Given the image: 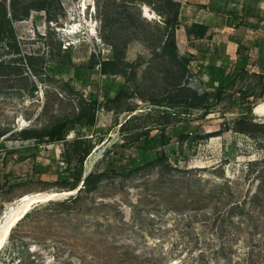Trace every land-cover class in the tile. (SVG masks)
<instances>
[{
    "label": "rangeland",
    "instance_id": "obj_1",
    "mask_svg": "<svg viewBox=\"0 0 264 264\" xmlns=\"http://www.w3.org/2000/svg\"><path fill=\"white\" fill-rule=\"evenodd\" d=\"M114 1L129 2L60 0L63 14H59L58 22L48 21L45 10H32L27 20L15 23L18 40L24 49L39 56L36 64L42 78L26 67L27 74L23 77L11 74L0 79L2 93L13 95L0 98V224L1 218L4 220L6 213L17 206L24 195L59 194L32 205L30 212L37 205L43 208L19 221L13 229V237L9 236L0 250V264H248L250 242L245 237L235 240V237L229 239L217 234L222 220L220 215L226 212V206L260 187L261 166H249L250 161L263 157L260 143L245 135L228 130L207 141L171 143L164 148L174 166L171 172L153 166L130 177L111 176L98 191L85 195L77 204L49 207H44L49 201H63L72 195L64 193L66 190L56 184L57 176L53 172L61 165L62 143L42 146L38 152L27 151L24 155L13 148L20 144L18 140L7 141L5 147L1 146L5 139L22 128L49 127L71 115L76 106L77 91L87 98L90 87L96 86L99 101L116 94L125 78L113 74V60L110 58L113 50L102 37V15L105 8L116 12L112 7ZM140 7L143 17L161 20L149 7V15L145 13L147 6ZM121 11L117 12L120 14ZM130 13L138 16L137 9ZM247 27V32L242 28L235 30L236 35L244 36L246 43L255 36ZM221 30H211L215 40L210 52L217 45L220 51L225 50L227 37ZM49 32L52 40L61 43L63 49L71 45L73 61L80 66L79 79L70 71L64 75L75 89L70 91L67 88L68 94L61 89L62 81L44 74L41 56H48L45 42ZM178 42L180 52L187 53L183 37L179 36ZM196 54L201 56L198 52ZM233 54L221 56L217 65H223L230 73H238L242 63L250 72L260 71L261 63H264V37L254 56L246 51H243L244 57ZM93 55L99 59L94 73L87 68ZM139 56L149 58V52L142 42L135 41L127 48L126 60L135 62ZM209 59L208 55L203 62L197 58L191 65L205 81L211 78ZM240 74L245 78V73ZM214 75L217 78L218 75ZM244 78L236 85L242 86ZM255 82L252 79L245 84ZM33 85L38 90L31 97ZM228 102L229 99L218 105L217 111L205 120L198 119V113L191 118L183 117V121L171 126L169 131L176 129L192 133L199 128L209 132L224 131L228 121L236 116L230 110L221 111ZM46 103H49L48 111L40 115ZM149 107L143 103L137 111ZM244 110L241 107L237 112ZM255 111L258 115L255 114V120L264 122V105ZM128 117L127 112H106L99 108L95 132H88L89 137L93 133L96 135L97 145L85 162L86 174L102 169L108 150L114 143H121L123 131L120 125ZM157 133L159 131L154 130L146 135L148 145L153 148L145 153L126 149L118 157L125 158V164L130 163L131 158L135 164L144 158L154 159V149H160V143L152 144L151 136ZM72 137L73 133L69 135ZM36 170L43 171L40 178L30 179ZM229 188L233 191L229 201L219 202L216 189Z\"/></svg>",
    "mask_w": 264,
    "mask_h": 264
},
{
    "label": "trees",
    "instance_id": "obj_2",
    "mask_svg": "<svg viewBox=\"0 0 264 264\" xmlns=\"http://www.w3.org/2000/svg\"><path fill=\"white\" fill-rule=\"evenodd\" d=\"M141 5L149 7L161 20L153 21L143 17ZM112 7L116 12L112 13L111 9L104 7L102 37L113 50L110 57L113 60V74L125 78V82L121 84L116 94L99 101L96 86L90 87L87 98L77 91L76 106L71 115L59 119L49 127L22 128L12 133L1 143V146L5 147L7 141L18 140L20 144L13 148L17 153L24 155L27 151L38 152L42 146L62 143L61 165L53 171L57 176L56 184L66 191H76V193L63 201H49L44 206L49 207L77 204L85 195L98 191L111 176L130 177L142 169L153 166L160 167L163 172H171L174 166L170 162L169 154L164 151V148L171 143L192 144L207 141L228 130L245 135L260 143L263 157L249 162L252 168L261 166L260 187L226 206V212L220 215L222 220L217 234L219 237L228 236L229 239L232 236L236 238L235 240L245 237L250 242L248 264H264V122L255 120L256 108L264 105H259L264 103V101L259 102L264 99V63H261L260 71L250 72L247 65L242 63L238 73H230L223 65L218 66L217 60L223 55L229 57L231 54L226 52V49L232 53L231 47L220 51L217 45L212 52L209 49L199 52L201 56L181 53L177 31L183 29L189 41L202 40L208 37L209 25L199 21L183 23L179 0H129L118 3L114 1ZM206 7L211 12L229 16L230 27L233 29L224 32L227 37L225 43L228 45L230 41L231 46L233 44L237 46L235 55L244 57L243 51H246L254 56L261 38L264 37V0H209ZM134 9L138 10L137 17L130 13ZM32 10H45L47 20L52 22H58L59 14H63L60 0H0V79L11 74L23 77L27 74L26 67L30 68L29 70H32L38 78H42L36 64L39 56L24 49L22 42L18 40L15 28V23L27 20ZM118 10H122L120 14ZM243 26H249L255 32L251 47L245 45L243 35L240 37L235 34V30ZM49 34L45 42L48 56H41L44 74L62 81L61 89L68 94L67 88L70 91L75 89L64 79V75L70 71L76 79H79L80 66L73 61L71 45L63 49L61 43L52 40L51 32ZM135 41L144 44L149 52V58L139 56L135 62H128L127 48ZM209 52L211 54L208 66L212 72L210 81H205L199 75V71L194 72L191 65L197 58L203 62ZM95 58L93 55L87 67L92 73L96 71L95 66L99 61ZM240 73H245V78ZM214 74L218 75L217 78H214ZM242 78L245 79V83L252 79L256 82L255 84L242 82V86H237L236 82ZM37 90L38 87L33 85L31 97L35 96ZM10 96L13 97L0 90L1 99ZM61 97L64 98V95ZM227 99L229 102L221 111L230 110V113H235L236 116L228 121L226 130L209 132L199 128L192 133L179 132L176 129L169 131L171 126L182 122L183 117L191 118L195 113H198V119L205 120ZM143 103L151 107L137 111L139 105ZM241 107L245 110L238 113L237 110ZM48 108L49 103L44 104L40 115L46 113ZM99 108L106 112H127L129 117L120 125L123 131L121 143H114L108 150L102 169L86 174L85 162L97 145L94 140L96 135L93 133L92 137H89L88 132H95ZM146 120L150 121L139 124ZM154 130L159 133L151 136V142L160 143V149H154V159L146 160L143 157L144 161L135 164L131 158L130 163L125 164V158L118 157L126 149L145 153L153 148V145H148L145 138ZM72 133L73 137L69 138ZM175 151L173 150V153H176ZM51 171L49 169V172ZM42 173V170H36L29 178L39 179ZM216 192L219 202L228 200L233 194L232 188L216 189ZM41 208H43L41 205L35 206L22 220Z\"/></svg>",
    "mask_w": 264,
    "mask_h": 264
},
{
    "label": "crops",
    "instance_id": "obj_3",
    "mask_svg": "<svg viewBox=\"0 0 264 264\" xmlns=\"http://www.w3.org/2000/svg\"><path fill=\"white\" fill-rule=\"evenodd\" d=\"M179 1L181 2V6H182L181 19L183 23L199 21L209 25V31L207 34L208 37L202 40L189 41L187 36L184 35L183 29H179L177 31V37L179 36L183 37V39L187 43L185 49L187 53L196 55L197 52L199 53L207 49L212 50L213 41L215 39L210 34L211 30L213 29L216 30L219 28V30L222 29L221 32L223 33L225 32V30L229 31L230 29H233L230 27L231 20L229 19L228 15H222V14H217L215 12H211L209 8L206 7V5H208L209 3V0H179ZM217 21H219L221 24L217 23ZM220 25L222 28H220ZM241 28L245 29V32H247V30L249 29L248 27H244V26ZM252 32L253 34L255 33L254 31ZM254 37L255 36L247 40V43L245 41V45L247 47H251V43L253 42ZM227 47L229 48L231 47L233 51L231 54L234 53L233 55H235V50L237 46L235 44L231 46V43L229 41V44L228 45L226 44V48ZM226 52L230 53V50L226 49ZM210 54L211 53L209 52L208 56H210Z\"/></svg>",
    "mask_w": 264,
    "mask_h": 264
},
{
    "label": "bare ground",
    "instance_id": "obj_4",
    "mask_svg": "<svg viewBox=\"0 0 264 264\" xmlns=\"http://www.w3.org/2000/svg\"><path fill=\"white\" fill-rule=\"evenodd\" d=\"M145 13L149 15L148 7L145 8ZM76 191H65L64 193H75ZM59 194L58 192L43 194H26L16 204L17 206L11 207L10 211L4 216V220L1 218L0 224V250H2L12 232L20 220L31 210L32 205L36 202L50 199L53 196ZM9 208V207H8Z\"/></svg>",
    "mask_w": 264,
    "mask_h": 264
},
{
    "label": "water",
    "instance_id": "obj_5",
    "mask_svg": "<svg viewBox=\"0 0 264 264\" xmlns=\"http://www.w3.org/2000/svg\"><path fill=\"white\" fill-rule=\"evenodd\" d=\"M144 16H147L146 14ZM73 194V193H72Z\"/></svg>",
    "mask_w": 264,
    "mask_h": 264
}]
</instances>
